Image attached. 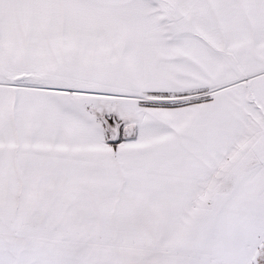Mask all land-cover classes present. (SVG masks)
Returning <instances> with one entry per match:
<instances>
[{
	"label": "snow or ice",
	"instance_id": "1",
	"mask_svg": "<svg viewBox=\"0 0 264 264\" xmlns=\"http://www.w3.org/2000/svg\"><path fill=\"white\" fill-rule=\"evenodd\" d=\"M0 264H264V0H0Z\"/></svg>",
	"mask_w": 264,
	"mask_h": 264
}]
</instances>
